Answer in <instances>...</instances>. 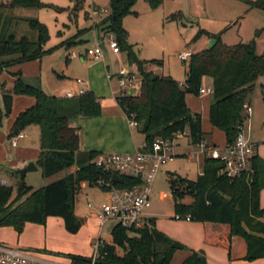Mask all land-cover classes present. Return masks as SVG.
I'll return each instance as SVG.
<instances>
[{
    "label": "trees",
    "instance_id": "1",
    "mask_svg": "<svg viewBox=\"0 0 264 264\" xmlns=\"http://www.w3.org/2000/svg\"><path fill=\"white\" fill-rule=\"evenodd\" d=\"M71 1L70 13L73 16L79 11L87 15L84 0ZM135 1L110 0L108 15L92 26L78 29L60 45L73 46L81 41L79 35L89 29H94L98 35L114 34L119 48L126 50L129 61L135 64L141 77L139 91L118 95L116 100L127 116L134 115L147 146L158 136L171 138L177 132L189 136L193 143L202 138L201 114L188 107L186 94L199 95L202 81L207 76L213 86L209 121L223 132L225 143L233 142L245 117L243 104L248 102L256 80L264 74V53L256 51L254 39L226 44L219 34L200 28L193 40L207 35L215 42L211 48L192 53L186 78L181 84L170 75L145 69L147 61L140 60L127 42L128 32L122 20L125 15L135 12L132 9ZM147 1L152 8L163 2ZM246 2L251 7L264 9V0ZM40 4V0H0V74L12 64L40 59L52 51V48L45 47L49 39L46 24L35 17L9 12L15 7L29 8ZM176 16L173 13L170 18L175 19ZM21 27L23 29L20 30ZM149 61L160 63L157 59ZM12 75V88L1 84L0 117L11 113L16 94L30 95L34 103L17 114L8 136L30 125H38L40 151L36 163L42 174L51 176L72 165L77 169L38 188L17 179L14 196L11 185L0 184V226H11L20 233L27 222L44 224L47 217L59 216L65 228L76 233L82 225L75 214V200L82 182L94 186L99 178L110 180L114 172L101 171L93 163L99 151L80 149L79 130L69 125V119L79 115H100V101L91 90L73 97L49 94L41 87L38 78L35 84L26 82L20 69ZM222 166L219 159L205 157L202 171L194 179L170 172L175 212L182 216L190 215L192 221L204 223L205 240L229 247L232 238L240 236L246 245L243 259L263 258L264 208L260 205V191L264 187V160L255 153L251 158V170L235 177L223 173ZM14 175L19 177L17 173ZM121 177V182H115L119 187L139 182L135 177ZM185 196H190L191 200L183 202ZM185 248L183 243L159 230L155 218L151 217L149 226L142 228L114 224L111 241L104 242L100 248L101 257L93 264H169L175 252ZM67 256L71 264H92L91 256ZM160 258L163 260L159 263ZM178 264L207 262L202 253L189 249L188 255Z\"/></svg>",
    "mask_w": 264,
    "mask_h": 264
},
{
    "label": "rangeland",
    "instance_id": "2",
    "mask_svg": "<svg viewBox=\"0 0 264 264\" xmlns=\"http://www.w3.org/2000/svg\"><path fill=\"white\" fill-rule=\"evenodd\" d=\"M91 2L96 7L105 9L103 16L94 18L89 16L88 8ZM40 3L36 7H15L9 12L23 17H35L46 24L49 39L45 47L52 48L49 55L53 54L42 57L41 72L42 77H44L47 71L52 70L48 65V58L57 60L59 53L66 50L60 43L74 35L78 29L92 26L95 21L108 15L110 12V0H84V10L88 16L84 15V11H79L76 16H73L70 13V8L73 6L71 0H40ZM132 9L135 12L125 15L122 24L128 32L127 42L132 45L136 56L142 61H147L144 64L145 69L152 70L157 74L170 75L181 84L185 80L189 60L182 61L178 57V53L185 49L198 52L209 45V42L206 43L204 40L206 35H202L201 39L198 38L199 40H193L200 28L219 34L221 41L226 44L240 41L247 42L254 39L256 51L264 53V9L257 6L251 7L246 0H164L155 8H152L147 0H136ZM173 13L177 15L175 19L170 18ZM21 29L23 28L21 27ZM95 33L96 31H93V29L87 30L79 35L80 42L69 47L68 50L77 53V56H71L67 63L66 72L70 78H85V66L81 62L78 53H84L85 49L93 48L96 45L97 37ZM57 50L59 51L55 52ZM58 59L59 61L63 60V58L59 57ZM152 59L160 60V63L149 61ZM101 61L102 63L99 66L104 67L105 75L106 73L112 75V78L108 79V82L106 81L107 83L103 82L105 87L110 85L114 92L118 93L119 87L114 76L124 67L135 73V86L136 90L139 91L140 72L135 64L129 61L126 50L120 49L118 53H114L107 48V51L103 52ZM17 65H10L0 74V96L2 83H4L5 87L13 85L14 76L12 72L18 70ZM51 77L53 80L61 79L55 73H52ZM24 78L26 82L31 84L37 82L35 79ZM202 86H212L211 81L208 78L203 79ZM209 99H211V95L205 94L202 103L205 104ZM248 101L252 110L250 115L245 114L242 121V132L247 141L253 142L255 141L256 133L258 136L259 128L261 126L264 127V74L256 80L253 90L249 94ZM186 103L192 109L200 108V98L193 93L186 94ZM0 106H2L1 100ZM19 106L17 104L16 108ZM3 116L7 117L8 115ZM203 117V125L207 128L210 125V121L205 109H203ZM133 135L138 142L144 143V136L138 128H133ZM189 138V136L181 135L175 139L173 150L177 154L158 171L151 192V205L146 209L148 216L154 217L158 224L166 226L169 232L176 236L188 232L186 226L188 222L173 218L176 212L169 183V173L174 172L194 179L203 165L201 157L188 160L183 155L184 152L197 150L196 146L189 141ZM20 142L29 147L38 146V132L32 130ZM15 149L13 148L12 150L13 154ZM4 175L8 178V184L13 187L12 195L14 196L17 188L16 181L14 179L12 181L10 178V176L14 175V172L11 175H8V173ZM24 182L27 185L38 188L43 186L45 182L44 175L40 169L28 171L24 176ZM105 198L106 194L97 186L84 184L77 194L76 205L80 216L91 219L90 226L82 227L81 230L79 229V233L75 234L69 232L64 224H49L48 229L51 237L47 238V240L49 239L47 247L61 251L59 253L57 251H42L39 248L38 250H41V253H46L44 254L46 255L45 257L50 258L52 256L53 260L59 261L61 264L69 263L68 254H77L75 253L76 251L85 252L89 250L90 241L88 238L90 237L88 236H91L90 227H95L97 232L101 222L97 218L89 216L91 211L87 204L89 201L97 206ZM190 200V196H185L182 199L183 202H189ZM46 222L47 219L41 225H47ZM114 224L113 220H107L101 227L100 236L105 242L111 241V229ZM235 240L232 252L238 253L242 243L244 244V239L238 236ZM184 253L185 250L177 252L169 264H178L182 260Z\"/></svg>",
    "mask_w": 264,
    "mask_h": 264
},
{
    "label": "crops",
    "instance_id": "3",
    "mask_svg": "<svg viewBox=\"0 0 264 264\" xmlns=\"http://www.w3.org/2000/svg\"><path fill=\"white\" fill-rule=\"evenodd\" d=\"M95 35L97 37V43L100 42L101 38H103V35L102 34L98 35L97 33H95ZM211 39H212L211 37L206 35L204 40L206 43H208L211 41ZM64 48L66 49L65 52H60L59 56H57V60L50 59V57L48 58L47 62L52 70L47 71L44 77H42V72H41L42 69L41 63L43 56L40 59L20 63L16 67L21 70V73L24 77H27L29 79L38 78L41 87L49 94H53L56 96H64L65 93L68 91L77 93L79 89H84L85 91L91 90L95 93L101 104L100 115L92 116V117L79 115L69 119V125L76 127L79 130V146L81 150H96L102 154L110 153V152H134L142 143L138 142L134 137L133 128H131L128 125L126 114L117 103L116 100L117 92H114V89H112L110 85L109 86L107 85V87H105L103 83L106 81L108 82V79L110 80V78H112V75H109L108 73H106L105 75L104 67L99 66L102 63L101 60L93 61L84 52V53H78V55L81 62L85 66V74H86L85 78L83 79L79 77L70 78V76L66 72V69H67L68 60H70L69 52H71L72 50L71 51L68 50L69 47L67 48L64 46ZM58 51L59 50L55 52ZM104 51H107L106 47L104 48ZM49 54L50 53L45 54L44 56L47 55L51 56L53 53L51 55ZM58 57L63 58V60L59 61ZM52 73H55L61 79L53 80L51 77ZM114 77L118 85V73L115 74ZM78 78L81 79V82H76V79ZM205 78H208L211 81V85H212L211 78L208 76L204 77V79ZM11 86L12 84L7 86L6 88L10 89ZM130 90L133 91L132 93L137 92L136 88H130L129 91ZM206 94L211 95V93H206ZM204 95L205 94H200V93L198 95V97L200 98V108L192 109L190 106L189 107L192 111L201 114L202 131H203L202 137L208 139L209 141H211L216 145H223L225 143V137L223 132L213 127L211 123L207 128H205L203 125V118H204L203 109H205L206 115L208 116L209 119V106L211 102V99H209L207 100L208 102H206L205 104L202 103V99ZM33 103H34V98L31 96L15 95L13 98L11 113L7 117L4 116L0 117V184L2 179H6V184H8V178L4 174L8 173V175H11L12 172L17 173V170L19 168L24 167L29 162L35 163L37 167V169L35 170H39V169L41 170L40 166L36 163V159L40 151L39 142H38V146L36 147H29L20 142L21 139H23L25 135H27V133H30L32 130L37 131L38 135L40 136L39 126L33 124L22 130L24 135L23 137L17 140V144L15 146L11 145L10 137L8 136L9 131L12 127V124L17 114ZM17 104L20 105L18 108H16ZM254 139L255 141L251 143L255 146V150H256L255 153L264 160V127L263 126L259 128L258 136L256 133ZM189 141L193 145H195L192 142L191 138H189ZM13 148H16L14 154L12 151ZM190 152H194V151L184 152L183 155H185L186 157V154ZM175 154L177 153L175 152ZM199 157L204 159L202 156ZM76 169L77 166L72 165L69 168L57 172L51 176H44L45 182L43 186L51 181H54L58 178L67 175L68 173L74 172ZM27 172L25 173V175L27 174ZM10 178L12 181L13 179L17 181V179H20V176L16 177V175H13L10 176ZM84 184L86 183H83L82 186ZM76 204L77 203L75 200V214L82 221V225L80 227L81 230L82 227L90 226L91 219H89V217L80 216V214H78L77 212ZM260 205L264 208V187L260 191ZM90 211H91L90 212L91 214L89 215L90 217L93 216L98 220H100L95 210L90 209ZM59 218L61 217L59 216L47 217V222H46L47 225L45 226L39 223L27 222L25 223L24 228L20 233H18L11 226H0V243H5L13 246H18L26 250H31L32 255L36 259L43 262V264H61L59 263V261L53 260L51 258L52 256H50L51 259L45 257L46 255L44 254L46 253L44 252L41 253L40 252L41 250L40 251L38 250L39 248L42 249V251L44 250L54 251V252L57 251L60 253L61 250L47 247V245L49 244L48 241L49 239L47 240V238L51 237V234L48 229V225L52 223L57 225L64 224L63 219L61 218L62 219L61 221V219ZM262 220L264 221V214ZM183 221L188 222L186 225L188 232L182 233L180 234V236H176L170 233L166 226H162L161 224H158V222L155 220L156 227L159 230L165 232L170 237L180 241L186 246L185 249L178 250L175 252L176 254L179 251L185 250L182 259L188 255L189 249H194L203 254L207 264H264V257L255 260L242 259V257L246 252L245 241L244 244L242 243L238 253L232 252L234 248V243L236 242L235 238H237L238 236H234L232 238L229 247L220 246L218 244L211 243L210 241L205 240L206 229L204 223L192 221V220L190 221L183 220ZM103 225H101L100 223L99 230L97 232L95 227H90L91 236H88L90 237L88 238V240L90 241L89 250L85 252L76 251L75 253L89 257L92 256L93 243L100 236V229ZM78 231L75 234H78L79 233ZM68 260L69 263H65V264H71L70 259Z\"/></svg>",
    "mask_w": 264,
    "mask_h": 264
},
{
    "label": "built area",
    "instance_id": "4",
    "mask_svg": "<svg viewBox=\"0 0 264 264\" xmlns=\"http://www.w3.org/2000/svg\"><path fill=\"white\" fill-rule=\"evenodd\" d=\"M88 11L91 18L101 17L105 13L103 7H96L92 2ZM101 43L115 53L120 51L114 34H105L93 48H88L85 51L93 61L102 59L104 48ZM192 53V50L185 49L178 53V57L182 61H188ZM69 54L70 57L77 56L75 51H71ZM135 78L136 75L133 71L122 67L118 72L119 90L117 96H123L130 93V88H136ZM76 82H81V79H76ZM84 92V89H79L77 93L68 91L64 96L73 97ZM212 92L213 86H201L199 89L200 94ZM243 110L245 114L250 115L252 108L248 102L243 104ZM126 118L131 128L138 127V122L134 119L133 114L126 115ZM23 135V131H19L11 136V145L15 146L17 140ZM181 135V132H177L171 138L158 136L152 141L150 146L143 143L134 152L100 153L93 159V163L101 171L114 172L119 176L126 175L139 179L138 183L126 187L117 186L112 178L110 180L103 178L96 180L94 186L101 189L106 194V198L97 206L93 202H89L88 207L91 210H95L101 225L107 220H113L115 224H120L127 228L149 226L151 217L146 214V209L151 205L150 197L154 181L160 168L176 156L173 147L175 139ZM194 144L197 150L186 154L188 160L199 156L219 159L223 162L221 171L229 177L239 176L251 170V158L255 155L256 150L255 146L245 138L242 132V125L231 143L216 145L202 137ZM201 171L202 168L199 173ZM1 184H6V179H2ZM173 218L176 220H191L190 215L182 216L179 213H175ZM104 242L101 236L94 241L93 254L91 256L92 264L98 257H101L100 248ZM0 264H43V262L36 259L32 255L31 250L0 243Z\"/></svg>",
    "mask_w": 264,
    "mask_h": 264
},
{
    "label": "water",
    "instance_id": "5",
    "mask_svg": "<svg viewBox=\"0 0 264 264\" xmlns=\"http://www.w3.org/2000/svg\"><path fill=\"white\" fill-rule=\"evenodd\" d=\"M214 42H215V39L212 38L211 41L209 42V45H208L207 48H211V47L213 46ZM101 46H102L103 48H105V46L103 45V43H101ZM129 92L132 93L133 91L130 90ZM35 169H37V167H36L35 163H33V162H29V163H28L27 165H25L24 167L19 168V169L17 170V173H18L19 176H20V180L24 181L25 173H26L27 171H31V170H35ZM112 180H113L114 182H121L122 177L114 173V174L112 175ZM162 260H163V258H160L159 263L162 262Z\"/></svg>",
    "mask_w": 264,
    "mask_h": 264
}]
</instances>
